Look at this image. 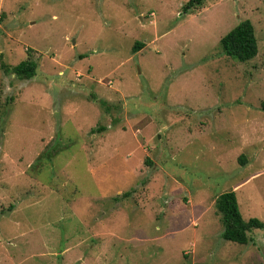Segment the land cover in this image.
I'll return each mask as SVG.
<instances>
[{
    "label": "rangeland",
    "instance_id": "374dc122",
    "mask_svg": "<svg viewBox=\"0 0 264 264\" xmlns=\"http://www.w3.org/2000/svg\"><path fill=\"white\" fill-rule=\"evenodd\" d=\"M188 1L0 0V264H264V0Z\"/></svg>",
    "mask_w": 264,
    "mask_h": 264
},
{
    "label": "trees",
    "instance_id": "16d2710c",
    "mask_svg": "<svg viewBox=\"0 0 264 264\" xmlns=\"http://www.w3.org/2000/svg\"><path fill=\"white\" fill-rule=\"evenodd\" d=\"M202 6V0H189L184 6L185 14L194 12ZM219 45L224 56L239 63L254 59L258 54L257 39L254 27L249 20L241 21L236 27L223 36ZM143 46L142 43L134 44V51ZM30 54V51H27ZM4 72L14 75L17 79L28 81L35 76L36 62L30 57L13 67L1 66ZM129 193L122 195L123 198ZM215 209L220 215L223 228L221 238L224 241L246 245L250 242L248 233L252 230H264V223L258 219L244 220L239 212L235 192L223 193L215 200Z\"/></svg>",
    "mask_w": 264,
    "mask_h": 264
},
{
    "label": "crops",
    "instance_id": "0c3cea01",
    "mask_svg": "<svg viewBox=\"0 0 264 264\" xmlns=\"http://www.w3.org/2000/svg\"><path fill=\"white\" fill-rule=\"evenodd\" d=\"M5 253H6V252H5ZM5 253H4V252H3V253L1 252V256H2L4 259L7 260V259H9V257H8L7 255H5Z\"/></svg>",
    "mask_w": 264,
    "mask_h": 264
}]
</instances>
